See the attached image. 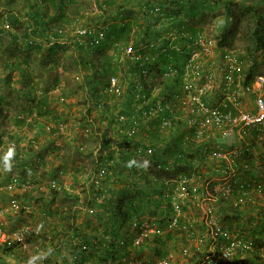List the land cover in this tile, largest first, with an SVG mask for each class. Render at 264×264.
Instances as JSON below:
<instances>
[{
  "label": "trees",
  "instance_id": "obj_1",
  "mask_svg": "<svg viewBox=\"0 0 264 264\" xmlns=\"http://www.w3.org/2000/svg\"><path fill=\"white\" fill-rule=\"evenodd\" d=\"M76 1L0 0V9L2 10L0 14L13 13L11 21L12 23L18 22L17 24L20 27L23 23H26L24 30L28 32L25 34L27 36V39H25L27 50L42 51L47 48L49 53H53L57 50L65 51L66 45L71 47L74 61L80 69L82 85L86 87L82 92L83 104L81 105L83 111L77 119L78 123L74 124L81 126L83 130L89 131V136H87L89 139L97 138L99 143H103V148L98 153L96 152L97 154H94V158H96L94 168L91 171H85L87 174L86 179L77 183L76 177H73L75 181L71 188L80 189L78 194L65 191L61 186V181L55 175L52 176V180L56 182L61 190L58 191L57 186L51 185L48 188V196L51 202H53L52 200L61 202L55 208L44 209L40 212L44 221L52 225V229L50 230L51 233L39 239V246H35V250L39 251V248H43L44 254L41 253L40 255L46 259H43L41 264H67L68 262L72 264H86L87 262L89 264H127L132 245L125 242L121 246L119 240H131L132 236L123 234V231L127 229V223L132 219V224L136 227H139L143 221H147L151 225H156L160 232H164L162 235H149L139 244V246L150 245L152 251L136 250V252L145 256L163 258L166 247L179 252V245L184 242V232L189 231L191 233L193 228H198L201 221L196 220V218L201 220L206 214V207L200 206L199 199L193 196H188L184 202L177 201L173 205L170 195L166 194L171 193V188L164 186L160 180L163 169L167 168L169 170L170 165L173 167L177 162L183 163L185 164L184 168L172 170L180 174L183 171L188 172L192 169L193 163L196 162L199 167L196 169L195 174L199 175L203 182L207 173H203L201 165L209 162L207 156L210 151L205 154L198 151L199 146L191 141V130L186 129L180 120L182 116L180 109L173 111L172 118L169 116L171 119L170 125L161 128V116L147 114L146 104H140L139 108L135 105L132 108L130 106L133 95L131 93L132 88L129 87L132 81L131 74L137 70L149 69L150 73H153L147 78H142V88L149 85L150 89L162 88L167 90V93H171L168 95L157 93L154 97H151L150 93L153 91L151 90L146 95L148 102L150 100H160L161 104L173 103L175 101L174 96H180L181 93H175L174 89L161 85V82L165 81L163 75L167 71V65L170 63L173 66L180 63L179 59L172 57L173 51L169 52V59L159 55L153 57L152 61L142 59L139 66L133 65L129 73L125 70L127 63H118L113 58V54L117 48L121 49L128 46L131 40L132 47H135L139 41L144 40L158 41L159 44L166 47L169 39L162 40L161 37L165 32L174 28L178 32L194 38L197 32H202V29L189 26L182 19L183 16L186 15L190 19L200 17L203 20L205 18L203 12L211 8V10H217V15H213L214 18L221 15L224 20V25L212 37L215 40V48L220 51H236L241 60L255 62L258 57H264L262 44L264 16L258 10L256 0H95L102 12L100 11L101 13L95 17L90 16V19L95 22L92 24H99L98 28L103 30L105 38L103 45L87 48L84 40L75 36L74 22L81 19L86 22L85 25H88L90 21L86 16L89 13L72 16L71 14L77 13L76 10L69 11L67 9L74 5ZM15 5L22 8L24 16L19 19H17V13L15 14ZM108 6L113 8L112 13H107L106 8ZM173 6L175 7L172 8ZM154 9H158L163 13L162 23H160L161 20L157 15L149 14ZM5 16L8 15L5 14ZM3 19V25L11 23L4 16ZM107 20H110L109 25ZM51 23L54 24L53 27L49 26ZM77 24L80 25V22ZM153 52L157 53V48ZM92 55L97 57V63L90 59ZM28 59V56H25L22 57L20 63L11 64L18 70L19 81H26L29 77ZM45 65L47 63H40V66L48 74ZM155 65L158 70L154 69ZM8 68L9 66L6 67L4 75L3 72L0 73V82L7 84V86L10 83ZM91 70L94 71L92 76L88 73ZM253 73L254 71L251 72V70L247 72L246 78H249ZM99 77L104 78L106 84L110 77H117L120 82L124 83V88L119 95L120 97L108 94L92 106L91 96L93 93L90 94V87L95 83H100ZM152 78L155 82L152 81ZM105 86L102 85L103 88ZM21 88H18L19 95L23 100L29 102V106L23 107L22 112L18 111L15 115L20 119L32 121L33 126L43 128L46 133L47 131L50 134L57 133L59 134L58 137L61 138L60 128L49 127V122L58 121L65 124L66 120L59 118L60 116L56 114V111L50 107L53 101L50 94H48V89L36 90L34 85H30L29 81L26 82L23 89ZM143 89L145 90V88ZM36 92L39 94L37 95ZM135 92L134 90L133 93L135 94ZM5 95V93L0 95V107L5 105L3 102V99H6ZM60 96L61 99H64L65 94L63 93ZM159 97H162V100ZM110 98H112V104L109 101ZM127 110L129 115H137L145 124H141L135 137L129 139L126 135L127 132L116 133V138L119 141L117 144L118 150L132 148V150L129 149L128 154L124 155L121 152L118 160H116L112 154L113 147L106 139V133L99 135L98 130L103 126L106 129H111L110 125L115 120L116 112L121 113ZM107 120H111V122L105 125ZM115 124H117V120ZM126 125L123 126V129L126 128ZM12 133L14 140H10L6 134L4 136H6L7 142L13 141L14 148L8 150L11 149L15 153L20 146L21 133L18 129ZM245 138H247V155L251 160L249 171L245 172L246 168L241 164L235 165L236 170L242 176L245 172L249 177L259 178L257 176L261 175L259 172L261 167L257 169L253 163L262 162L264 164V146L259 144L254 133L245 136ZM217 140L215 142L220 152L228 150L230 146L226 140L219 138ZM126 144L132 146L129 147ZM203 146L209 149L212 145L204 142ZM148 149L151 151L150 154L146 153ZM3 152L2 150L0 158ZM139 153L143 155L144 162L139 160L138 165H134L136 154ZM110 159H114L113 164L108 163ZM164 159H171V164L168 167L167 163L162 162ZM103 165L109 167L108 171L104 173L103 177H98L99 168ZM170 171L166 173L173 175ZM197 171L199 172L197 173ZM190 172L194 171L190 170ZM25 181H20L18 187L20 188ZM36 191L38 192L37 189L31 187L25 194L34 196ZM241 192H244V195L240 194L241 200L237 202V205L232 204L235 207L231 208V214L226 213L223 207L224 201L219 200L216 204H212L214 208L216 207L215 216L220 225L233 229L239 239L248 241L253 247L257 246L256 243L264 245V210H262V217H259L258 212L251 213L249 219L243 220L246 223L243 227L240 221L239 208L245 206L246 203L254 206L252 198L255 192L251 193L249 188H244ZM92 216L95 221L91 218ZM82 217L84 218L80 220ZM232 222L238 223L235 224L238 230L234 228ZM253 223L256 224L255 227H253ZM191 235L195 236L196 234L192 232ZM65 241H71L67 252L65 249L61 250L60 248ZM82 246H86V250H82ZM51 248L57 249L55 252L56 256H60V263L52 257ZM8 255L14 258V264H32L28 255L20 254L15 245L5 242L0 243V264H9L5 260V256ZM261 264H264V260Z\"/></svg>",
  "mask_w": 264,
  "mask_h": 264
},
{
  "label": "built area",
  "instance_id": "obj_2",
  "mask_svg": "<svg viewBox=\"0 0 264 264\" xmlns=\"http://www.w3.org/2000/svg\"><path fill=\"white\" fill-rule=\"evenodd\" d=\"M149 14L157 15L161 20L160 23L163 22L164 15L158 9L150 11ZM77 23L78 21L75 20V36L83 39L87 48L103 45L105 33L101 28ZM3 27H7V24ZM163 35L162 40L169 39L166 47L159 44L158 41L148 40L139 41L135 47H132L131 40L128 46L121 49L117 48L113 58L118 63H128L131 70L133 65L139 66L142 59L152 61L153 57H158V55L169 59V52L172 51V57L179 59L178 65L172 66L169 63L167 71L163 75L168 88L174 89L178 85L181 86V94L174 96L175 101L173 103L161 104L160 100L147 101L146 95L151 90H153L150 93L151 97L157 93L167 95L171 93H167L168 91L162 88L150 89L149 85L143 87L144 90L141 86L142 78H147L153 73H150L149 69H143L134 71L132 74L137 81L132 79L129 85L133 94L130 106L132 108L135 105L139 108L140 104H146L147 114L161 116V128L169 126L173 111L180 109L182 113L180 120L186 129L191 130V141L199 146L198 151L202 154L210 151L207 156L209 159L208 164L206 163L207 166L201 167L203 173H207L205 181L202 182L201 177L195 174L199 167L195 164L190 169L194 172L183 171L177 175L175 180L165 177L160 179L164 186L173 187L171 193L173 205L177 201L184 202L188 196H193L199 199L200 206L206 207V214L201 220L196 218V220L201 221L198 228H193L191 233L189 231L184 232V242L179 247V252L166 247L163 258L156 256L150 258L135 257L134 252L146 237L164 233L160 232L156 225H151L147 221H143L139 227L132 224L130 228L131 240L121 239L119 245L123 246L125 242L132 245L127 264H224L237 258L238 254L252 251L248 242L239 239L237 233L227 226L219 224L212 204L222 200L224 201L223 204L237 205V202L241 200L240 194L244 195L245 191L241 192L244 188H249L251 193L255 192L254 195H262L264 190V175L260 172L261 168L259 169L261 175L257 176L259 178H246L249 176L245 174L249 171V163H251L247 155V138L245 136L254 133L259 144L264 146V65H261L255 74L246 78L243 74L244 62L239 58L237 52L217 50L215 40L205 36V32H197L193 38L178 32L174 28ZM262 41L264 46V31ZM155 48L158 50L157 53L153 52ZM140 67L142 66L140 65ZM154 69L158 70L156 65ZM152 81L155 82L154 78ZM161 85L165 87V85ZM123 88L124 84H121L117 78L111 77L107 82L105 91L110 95L120 97ZM134 90L136 91L135 94L133 93ZM159 99L162 100V97ZM18 119L20 118L18 117ZM127 119L128 121H126ZM117 124L120 126L119 133L127 132L126 135L129 139L135 137L140 125L145 123L137 115H129L127 110L118 114ZM125 125L126 128L123 129ZM218 138L228 142L230 147L225 152L219 151L220 149L215 142L218 141ZM0 141V153L3 149L14 148L13 141L7 142L6 136L0 135ZM204 142H208L212 146L206 149L203 146ZM146 153L150 154L151 151L148 149ZM139 154H136L134 165H138ZM113 162V159L108 161L109 164H113ZM236 164H241L246 168L243 173L244 176L237 172ZM254 164L258 169L262 162H254ZM168 168L171 171L175 169L171 165ZM169 170L163 169L164 172ZM106 171L107 167L101 166L98 176L103 177ZM50 183L52 186H57L53 180ZM58 187L57 190H61ZM7 189L11 190L12 186L7 185ZM252 199L254 201L255 197ZM12 208L15 211H24L26 206L24 203L13 201ZM192 232L196 235L192 236ZM19 233L5 237L0 232V243L13 244L15 242L24 250L26 245L21 244L23 233ZM81 249L86 250V246H82ZM239 261L237 264H241Z\"/></svg>",
  "mask_w": 264,
  "mask_h": 264
},
{
  "label": "rangeland",
  "instance_id": "obj_3",
  "mask_svg": "<svg viewBox=\"0 0 264 264\" xmlns=\"http://www.w3.org/2000/svg\"><path fill=\"white\" fill-rule=\"evenodd\" d=\"M256 1L258 10H264V0ZM67 9H69V11L76 10L77 13L71 14L72 16H80L85 13H89L86 16L90 21L88 22V25L92 27H94V25L95 27H99V24L97 23L92 24L95 22H92V19H90V16L95 17L97 14L102 12V9L98 7V5L95 3V0H77L74 5H72L70 8L68 7ZM15 10V14L17 13L18 15L17 19H19L21 16H24L21 7L19 8V6L17 7L15 5ZM1 11L2 10L0 9V12ZM106 11L107 13H112L113 8L108 6ZM134 13L136 14L137 12ZM5 14L8 16H5ZM5 14H0V73L3 72L4 75L6 67L9 66L8 70L10 74V83L9 86H7V84H2L3 82H0V85H3L0 86V95L4 93L6 94V99L3 101L5 105H1L0 107V115L2 116V108H5L4 110L7 112V115L2 116L5 123L0 121V134H6L10 140H14L12 132L18 129L20 130L21 135L19 138L20 141L18 140L20 146L9 161L11 165L10 170L5 167L4 161V157L9 151L7 148L3 149L4 152L0 158V232H2L5 237L7 235L13 236L15 234H20L19 232L24 233L25 239L23 236H21V244L26 245V249L21 250V248L15 242H13L12 245H15L16 250L20 254L24 253L25 255H28L32 264H41L43 259L46 258L40 255L41 253L44 254L42 251L43 248H39V251L35 250V246H39V242L37 237H33V229H39L42 231L46 228V225L39 223L38 218L40 217L39 213L42 210L51 208L53 204V202L50 203L51 199L48 196V188L50 187L52 176L55 175L56 178L61 181L62 185L67 187L73 186V182L75 181L73 177H76L77 183L82 182L79 179V176L82 174L85 175L86 170L91 171V169L94 168L96 159L94 158V154L96 152L98 153L103 148V143H99L97 138L89 139L87 137L89 136V131L83 130L81 129V126L74 124L78 123L77 119L83 111V107L81 105L83 104L82 92L86 87L82 85L81 74L79 71L80 69L77 67L76 61H74L71 47L66 45L65 51L57 50L53 53H49L47 48H44L42 51L27 50L25 45V39H27V36L25 34L28 32L24 30L26 28V23H23L22 27H20L17 24L18 22L15 21V23H12L11 20L12 16L14 15L13 13L11 14L5 12ZM203 14L205 15L203 20L200 17L190 19L187 18L186 15L183 16L182 19H184V21L193 28H201L202 31L205 32V36L213 39L212 37L214 34L216 35L217 32H219L221 26L224 25L223 17L218 15L214 18L213 15H217V10H211V8L205 10ZM180 15L182 16V14ZM3 16L8 22L11 21L10 24H7V27L2 26L4 23ZM77 21L80 22V24H86V22L82 21L81 19H77ZM107 23L109 25L110 20H107ZM49 26L53 27L54 24L51 23ZM25 56H28L29 58V77H27L26 81H19L18 70L14 68V66H11V64L17 62L20 63L22 61V57ZM90 59L96 63L98 62L97 57L94 55H92ZM40 63H47L45 66L48 69V74L40 66ZM261 63L262 62L259 57L255 62H247L246 67L243 69V74L246 75V73L250 70L251 72H255ZM125 70L129 73L130 67H126ZM88 73L91 74L90 76H92L94 71L91 70ZM98 79L100 80V83H95L92 87H90V94L93 93L91 96V101L93 103L92 106H94L96 102H100L102 98H105L106 95H108L105 93L104 88L102 87V85H106V80L104 78L101 79L100 77ZM133 80L137 81L135 78H133ZM27 81L30 82V85H34L36 90L44 88L48 89V94H50L51 100L53 101V103L50 104V107L56 111V114L60 116L59 118H64L66 120L65 124L58 121L49 122V127L60 128L61 138L58 137L59 134L57 133L50 134L49 131L46 133L43 128L41 129L36 125L33 126L31 123L32 121L30 120L16 119L15 114H17L18 111L22 112L23 107L29 106V102L23 100L19 95L20 93L18 92V88L22 87L21 89H23ZM174 90H176L177 93H180L181 86L178 85L174 87ZM63 93L65 94V97L64 99H61L60 95ZM36 94L38 95L39 93L36 92ZM109 101L112 104V98H110ZM91 108L90 110L92 111ZM118 113L119 112L117 111V115H115L116 117H114L115 120L113 122H111V120H107V123L105 124L108 125V122H111V129H106L103 126L98 130L99 135L106 133V139L113 147L112 154L116 160H118V156L121 152L125 155L128 154L129 149L132 150V148H125L121 151L117 149V144L119 141L116 138V133H119L120 126L115 124V121L117 120ZM25 114H27V112H25ZM19 125H21V127H19ZM88 130H90V128H88ZM126 145H129V147L132 146L131 144ZM139 160L144 162L142 154H139ZM170 160L171 159H164L162 162L169 163ZM194 163L195 165H199L196 162ZM179 167L180 166H176L175 168ZM42 169L46 171H42ZM262 171L264 173V164L262 166ZM170 172L173 175H169L163 171L161 176L170 180H175L178 173L174 171ZM19 180H26L23 183H28L30 186H32V188L38 190V192L36 191L34 194L35 198L31 194H25L22 197L24 200L33 199L29 202V207L25 212L15 211L12 208V200L21 201L19 197L21 190H19L18 187V183L20 182ZM7 185H11L12 189L8 190ZM73 189L76 193L80 192V189ZM253 196L255 197V200H260L257 204L253 206L249 203H246L245 206L239 208L242 226L244 224L246 225L243 220L249 219L251 213L258 212L259 217H262V210H264V202H262V200L264 197L262 196L261 199L260 195ZM34 200L37 201V205L34 203ZM223 207L225 208L227 214H231L230 210L235 206L224 205ZM28 214L36 220H28V218H31L28 217ZM91 218L93 221H95L93 216ZM20 219L23 220V222H21ZM25 219H27L26 222H24ZM132 221L133 220L131 219L127 223V229L131 227ZM232 223L234 228L237 229L235 224L238 223ZM35 225L36 227H34ZM255 226L256 224L253 223V227ZM11 241L13 240L11 239ZM256 245V247H252L253 253L245 256V260L249 259V264H261L262 260H264V257H262L264 256V245L260 243H256ZM179 246H181V243ZM145 250H147L146 247ZM52 257L55 261L59 259L57 262L60 263V256H57V258L54 254ZM5 260L9 264H14V258L10 257L9 255L5 256ZM67 264H69V262ZM246 264H248V262H246Z\"/></svg>",
  "mask_w": 264,
  "mask_h": 264
},
{
  "label": "clouds",
  "instance_id": "obj_4",
  "mask_svg": "<svg viewBox=\"0 0 264 264\" xmlns=\"http://www.w3.org/2000/svg\"><path fill=\"white\" fill-rule=\"evenodd\" d=\"M260 13L264 16V10H262V11H260ZM264 31V30H263ZM262 34H263V32H262ZM262 44H263V41H262ZM86 47V46H85ZM263 50H264V46H263ZM259 59L261 60V65H264V57H259ZM244 62V67H243V69L246 67V63L247 62H245V61H243ZM261 65L258 67V69L261 67ZM127 67H130V65L127 63ZM123 68V67H122ZM258 69L253 73V74H255L257 71H258ZM130 72H131V67H130ZM132 75V74H131ZM245 77H246V75H245ZM111 78V77H110ZM115 78H117V77H115ZM132 79H133V75H132ZM119 80V79H118ZM120 82V81H119ZM121 84L123 83V82H120ZM161 84H163V85H165V87H169L168 86V84H167V82L166 81H163V82H161ZM106 86H107V84H106ZM106 86H105V88H106ZM105 88H104V91H105ZM170 89H172V88H170ZM105 93L106 94H108L106 91H105ZM99 101V100H98ZM4 112H6L3 108H2V111H1V113H2V116L4 115H7V112L4 114ZM16 119H18V117L16 116ZM13 150H9L8 151V153L6 154V156L4 157V161H5V167L8 169V170H10V168H11V165H10V163H9V161L11 160V158H12V156H13ZM171 162V160L169 161V163H167V164H171L170 163ZM194 164V163H193ZM208 164V163H207ZM254 164V163H253ZM206 165V163L204 164V165H202L201 167L202 168H204V167H206L205 166ZM176 166H180L179 168H184V166H185V164H181V163H179V162H177L176 163V165L175 166H173L174 168L176 167ZM262 166H263V163L260 165V167H261V170H260V172L264 175V173H263V171H262ZM101 167V166H100ZM108 168L109 167H107V171H108ZM86 171H90V170H86ZM260 173V174H261ZM86 173H85V175H81V176H79V179L81 180V181H84L85 179H86ZM99 177V176H98ZM162 177V176H161ZM161 177H160V179H161ZM246 178H250V179H254V178H252V176H250V177H246ZM52 181V180H51ZM50 181V182H51ZM50 186H51V183H50ZM62 186V188H64L65 189V191H67V192H70V193H73L74 192V190L71 188V187H65L64 185H61ZM32 186H30V185H27L26 187H24V191L26 192L27 190H29L30 188H31ZM48 187V186H47ZM172 191H173V187H171V193H172ZM75 194H78V193H76V192H74ZM171 193L170 192H168V193H166L167 195H170V197H171ZM262 195H260V198L262 199V196L264 197V190L262 191V193H261ZM258 199H254V203H252V204H257L260 200H258ZM263 200H264V198H263ZM20 203H24V202H20ZM24 205L26 206V209L24 210V211H22V210H19V211H21V212H25V211H27V209H28V205L26 204V203H24ZM224 205H232V204H229V203H225V204H223V206ZM234 206V205H233ZM203 207V206H202ZM214 207V206H213ZM216 208V207H215ZM219 212V211H218ZM219 214H220V212H219ZM132 226V225H131ZM223 226H225V225H223ZM228 227V226H227ZM131 228V227H130ZM130 228L129 229H124V231H123V234H128V235H131V233H130ZM229 228V227H228ZM230 229V228H229ZM231 230H233V229H231ZM234 231V230H233ZM235 232V231H234ZM37 240L39 241V237L37 238ZM246 242H248V241H246ZM249 243V242H248ZM69 244H71V241H70V243ZM250 244V243H249ZM251 245V244H250ZM150 245H143V246H140V247H138L137 248V250H144L145 251V247L147 248V250L148 251H152V248L151 247H149ZM251 247H253V246H251ZM26 249V248H25ZM24 249V250H25ZM22 250V249H21ZM251 253H253V248H252V251L251 252H247V253H241V254H238V256H237V258H235L234 260H230L229 262H226V263H224V264H237V262L239 261V262H241V264H246V262H248V264H249V259H247V260H245V256L246 255H249V254H251ZM134 254H135V257H152V256H145V255H142V254H139V253H137L136 251L134 252ZM261 255V254H260ZM262 257H264V256H262ZM71 260H72V258H71ZM72 261H74V260H72ZM88 263V262H87ZM69 264H72L71 262L69 263ZM76 264H78V263H76ZM89 264V263H88ZM255 264V263H254Z\"/></svg>",
  "mask_w": 264,
  "mask_h": 264
},
{
  "label": "crops",
  "instance_id": "obj_5",
  "mask_svg": "<svg viewBox=\"0 0 264 264\" xmlns=\"http://www.w3.org/2000/svg\"><path fill=\"white\" fill-rule=\"evenodd\" d=\"M3 101H4V99H3ZM0 121H2L3 123H5L4 121H3V117L0 115ZM76 163V162H75ZM47 166V165H46ZM42 171H46V170H43L42 169ZM27 185H29L28 183H23V185L19 188V190H21V192H20V194H19V197H20V199H21V201H18V200H12V202L13 201H16V202H24V203H26L27 205L28 204H30L29 202L30 201H32L33 199H23L22 197L25 195V191H24V187H26ZM65 186V185H64ZM65 187H67V186H65ZM53 201V204H52V206H51V208H55V207H57L58 205H59V203L61 202H57V201H54V200H52ZM10 203H11V201H10ZM34 203L37 205V201H35L34 200ZM39 203V202H38ZM50 203H51V201H50ZM31 206V205H30ZM40 214V213H39ZM40 217L38 218V221H39V223L40 224H42V225H46V228L44 229V230H42V231H40L39 229H37V230H34L33 229V237H39V239L41 238V237H44V236H47L49 233H51V229H52V225L50 224L49 225V223H47V222H45L44 221V219L41 217V215H39ZM28 217H31V218H28V220H33L34 218H32V216L31 215H29L28 214ZM84 217H82L81 218V220L83 219ZM21 220V219H20ZM34 220H36V219H34ZM40 220H41V222H40ZM27 221V219H25V221L24 222H26ZM21 222H23V220H21ZM31 222V221H30ZM22 227H24V226H22ZM34 227H36V225L34 226ZM24 229V228H23ZM23 236H24V239H25V234L23 233ZM48 238H49V236H48ZM64 243V242H63ZM70 241H65V243L64 244H62L61 245V250L62 249H65V251L67 252L68 251V249H69V247H70ZM57 249H53V248H51V250H50V252H51V255H56V251ZM57 257V256H56ZM58 258V257H57ZM59 260V259H58ZM57 260V261H58Z\"/></svg>",
  "mask_w": 264,
  "mask_h": 264
}]
</instances>
